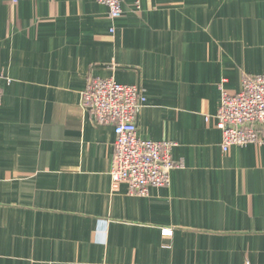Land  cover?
Segmentation results:
<instances>
[{
	"label": "crops",
	"instance_id": "crops-1",
	"mask_svg": "<svg viewBox=\"0 0 264 264\" xmlns=\"http://www.w3.org/2000/svg\"><path fill=\"white\" fill-rule=\"evenodd\" d=\"M121 3L0 0V264H264V145L224 152L214 117L221 82L264 73V0ZM93 77L145 90L138 135L176 143L168 185L112 187Z\"/></svg>",
	"mask_w": 264,
	"mask_h": 264
},
{
	"label": "built area",
	"instance_id": "built-area-1",
	"mask_svg": "<svg viewBox=\"0 0 264 264\" xmlns=\"http://www.w3.org/2000/svg\"><path fill=\"white\" fill-rule=\"evenodd\" d=\"M19 0H12L17 5ZM109 8V16H122L121 0H97ZM0 76V105L3 89ZM220 105L215 114L221 130V148L264 145V73L246 75L238 92H228L219 84ZM147 101L145 90L136 84H122L113 77H93L83 92V105L99 124L111 125L115 132L114 158L110 171L112 187L126 183L131 193L146 194L150 187L168 185L178 166L172 152L176 143L147 140L138 135L137 118ZM209 119V117H208ZM171 235L172 230H163Z\"/></svg>",
	"mask_w": 264,
	"mask_h": 264
}]
</instances>
